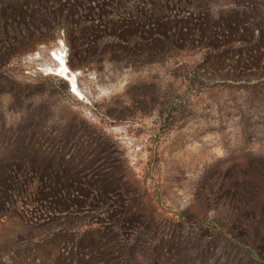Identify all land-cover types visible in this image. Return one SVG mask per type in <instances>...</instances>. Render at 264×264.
Segmentation results:
<instances>
[{
	"label": "rangeland",
	"instance_id": "rangeland-1",
	"mask_svg": "<svg viewBox=\"0 0 264 264\" xmlns=\"http://www.w3.org/2000/svg\"><path fill=\"white\" fill-rule=\"evenodd\" d=\"M257 171L264 0H0V264H264Z\"/></svg>",
	"mask_w": 264,
	"mask_h": 264
},
{
	"label": "trees",
	"instance_id": "trees-1",
	"mask_svg": "<svg viewBox=\"0 0 264 264\" xmlns=\"http://www.w3.org/2000/svg\"><path fill=\"white\" fill-rule=\"evenodd\" d=\"M254 177V176H253ZM34 180H27L19 182V183H15L14 185H16V190H14L11 194L12 198L11 201H13V204L16 205L17 200L20 201L21 203L25 204V205H30V206H34V208H39L38 211H40V209H43L42 207L39 206L38 203H35L36 197H38L40 191L44 192V189L42 188V180H39L36 182V184H34ZM253 184H255L257 191L259 192H263L264 189V176L262 172H258L256 173L255 178H253ZM33 185H35V189L33 187ZM94 200L99 201V196L97 194L94 195ZM93 205H91L92 207ZM264 207V206H263ZM47 211H44V213H46ZM50 212V211H49ZM255 218H257V216L259 217V215L257 213L253 214ZM264 220H256L255 219V223L258 226L256 229V233H259L261 231V229H259L260 224H263ZM262 227V226H261ZM137 234V233H136ZM121 240L123 239L125 242H123V245L125 244L124 247H126L123 250V255L125 257V260L127 261L128 264H134L135 260L133 258V256L135 255V251H137V238H134L132 240H129V238L127 239L124 231L121 229ZM132 257V259H131Z\"/></svg>",
	"mask_w": 264,
	"mask_h": 264
},
{
	"label": "bare ground",
	"instance_id": "bare-ground-1",
	"mask_svg": "<svg viewBox=\"0 0 264 264\" xmlns=\"http://www.w3.org/2000/svg\"><path fill=\"white\" fill-rule=\"evenodd\" d=\"M56 56H58V55H56ZM55 58H57V57H55ZM57 60H59V62H60V68H58V72H57V74H59L60 76H66V72L68 71V69H67V65H66V63L64 62V60H63V58H61V57H58V59ZM49 69H50V67H49ZM51 70V69H50ZM52 71V70H51ZM54 71V70H53ZM67 77V76H66ZM68 78V77H67ZM72 92H77L78 91V88H77V84H76V81H75V79H72V90H71Z\"/></svg>",
	"mask_w": 264,
	"mask_h": 264
}]
</instances>
